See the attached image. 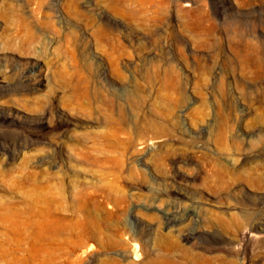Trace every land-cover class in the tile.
I'll use <instances>...</instances> for the list:
<instances>
[{
  "label": "rangeland",
  "instance_id": "1",
  "mask_svg": "<svg viewBox=\"0 0 264 264\" xmlns=\"http://www.w3.org/2000/svg\"><path fill=\"white\" fill-rule=\"evenodd\" d=\"M0 264H264V0H0Z\"/></svg>",
  "mask_w": 264,
  "mask_h": 264
}]
</instances>
